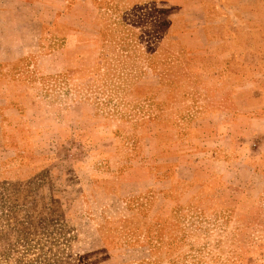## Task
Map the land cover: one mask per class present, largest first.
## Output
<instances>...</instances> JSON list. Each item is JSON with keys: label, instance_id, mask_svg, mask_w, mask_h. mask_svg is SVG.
Segmentation results:
<instances>
[{"label": "rangeland", "instance_id": "1", "mask_svg": "<svg viewBox=\"0 0 264 264\" xmlns=\"http://www.w3.org/2000/svg\"><path fill=\"white\" fill-rule=\"evenodd\" d=\"M0 264H264V0H0Z\"/></svg>", "mask_w": 264, "mask_h": 264}]
</instances>
